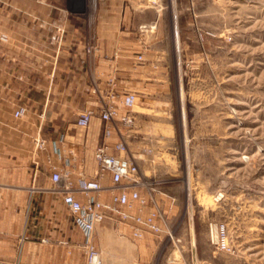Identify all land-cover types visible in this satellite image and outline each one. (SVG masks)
<instances>
[{
  "label": "rangeland",
  "instance_id": "rangeland-1",
  "mask_svg": "<svg viewBox=\"0 0 264 264\" xmlns=\"http://www.w3.org/2000/svg\"><path fill=\"white\" fill-rule=\"evenodd\" d=\"M133 5L150 9L141 23L168 83L160 117L141 114L136 103L134 125L147 128L128 145L141 174L165 181L161 192L174 203H160L169 231L145 241L109 224L100 229L94 242L103 264H264V0ZM9 242L16 255L0 258L19 264H46L50 255L60 264L86 262L82 249L48 236L36 248ZM139 247L148 254L130 256Z\"/></svg>",
  "mask_w": 264,
  "mask_h": 264
},
{
  "label": "crops",
  "instance_id": "crops-1",
  "mask_svg": "<svg viewBox=\"0 0 264 264\" xmlns=\"http://www.w3.org/2000/svg\"><path fill=\"white\" fill-rule=\"evenodd\" d=\"M134 1L90 0L81 9L72 0H0V256L16 255L9 241H27L36 248L45 236L81 250L84 233L55 193L51 174L53 166L70 168L76 183L82 172L90 178L97 172L94 151L102 140L103 122L95 115L89 126H78L82 111L98 113L115 89L135 92L138 104L144 105L141 114L161 116L168 69L142 28L143 12L150 9H135ZM88 43L99 51L88 53ZM20 108L25 113L16 116ZM145 128L135 124L128 144ZM61 138L62 149L74 150L69 165L54 151L53 141ZM37 139L45 142L44 150L36 147ZM116 140L114 135L111 143ZM141 145L138 142L139 149ZM102 184H111L110 175ZM159 194V204L173 205L171 195ZM103 198L109 200L108 190ZM107 224L136 240L130 223L104 221L96 227L93 242ZM154 235L148 232L143 240ZM147 252L139 247L137 255L130 256L142 258ZM59 262L50 255L46 264Z\"/></svg>",
  "mask_w": 264,
  "mask_h": 264
},
{
  "label": "built area",
  "instance_id": "built-area-1",
  "mask_svg": "<svg viewBox=\"0 0 264 264\" xmlns=\"http://www.w3.org/2000/svg\"><path fill=\"white\" fill-rule=\"evenodd\" d=\"M90 0H72L77 8H87ZM156 2V0H154ZM142 28L148 29V26ZM87 51L94 54L99 51L95 44H87ZM143 59V54L139 55ZM115 85V83H113ZM137 94L135 92L120 93L112 89L107 98L103 100L100 111L93 109L82 111L76 120L80 127H87L95 115H98L103 122L102 140L94 151L98 165L94 177H88L84 172L78 177L75 183L71 177L70 168L52 167L51 180L54 191L57 193L63 204L70 211L73 220L82 232L85 240L78 244L86 255L85 264H103L101 250L93 242L96 227L112 219L121 223H130L132 235L136 239H142L146 233L162 234L168 229V221L162 213L159 202L154 198L155 193L161 192V185L165 182L159 178L148 179L141 174L139 164L133 159L130 153L127 136L135 123V106ZM24 108L15 112L16 116H22ZM117 135V140L112 144L111 139ZM63 139L53 141L54 151L64 156L65 163L70 164L74 160V150L60 147ZM38 149H45V142L42 139L36 140ZM71 155L67 157L65 153ZM110 175L111 184L104 186L102 180ZM146 188V193L141 190ZM108 190L109 200L103 198V192ZM83 195V198L78 196ZM151 198V199H150ZM150 200L154 206L146 210ZM225 232L221 226L220 231ZM170 237H173L170 231ZM218 234V231H217ZM46 241V239H42ZM228 242L220 248H227ZM0 264H19L16 260L0 258Z\"/></svg>",
  "mask_w": 264,
  "mask_h": 264
},
{
  "label": "bare ground",
  "instance_id": "bare-ground-1",
  "mask_svg": "<svg viewBox=\"0 0 264 264\" xmlns=\"http://www.w3.org/2000/svg\"><path fill=\"white\" fill-rule=\"evenodd\" d=\"M214 228V230H215V227H213ZM226 228V227H225ZM216 234V233H215ZM227 247V246H226ZM221 250H224V249H227V248H220Z\"/></svg>",
  "mask_w": 264,
  "mask_h": 264
}]
</instances>
